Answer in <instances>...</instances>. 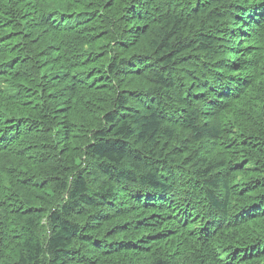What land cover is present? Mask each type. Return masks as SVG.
<instances>
[{
	"label": "trees",
	"instance_id": "trees-1",
	"mask_svg": "<svg viewBox=\"0 0 264 264\" xmlns=\"http://www.w3.org/2000/svg\"><path fill=\"white\" fill-rule=\"evenodd\" d=\"M0 20V264H264V0Z\"/></svg>",
	"mask_w": 264,
	"mask_h": 264
},
{
	"label": "bare ground",
	"instance_id": "bare-ground-1",
	"mask_svg": "<svg viewBox=\"0 0 264 264\" xmlns=\"http://www.w3.org/2000/svg\"><path fill=\"white\" fill-rule=\"evenodd\" d=\"M1 21V20H0Z\"/></svg>",
	"mask_w": 264,
	"mask_h": 264
}]
</instances>
